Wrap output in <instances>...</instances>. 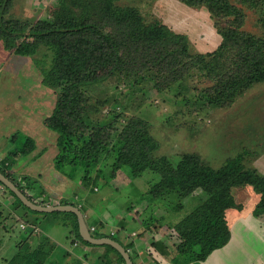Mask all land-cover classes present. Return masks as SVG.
I'll return each mask as SVG.
<instances>
[{
  "label": "trees",
  "instance_id": "obj_1",
  "mask_svg": "<svg viewBox=\"0 0 264 264\" xmlns=\"http://www.w3.org/2000/svg\"><path fill=\"white\" fill-rule=\"evenodd\" d=\"M12 1L0 0V40L7 50L32 56L42 83L55 92L52 111L43 119L56 132L55 167L70 178L80 174L81 184L90 187V192L93 184L101 181L116 187L114 181L124 175L123 182L133 184L136 199L140 195L146 199L137 202L133 211L141 212L138 235L146 241L150 236L153 239L147 252L155 263L161 261L159 253L167 247L160 237L169 238L176 252L189 260L204 259L224 245L230 236L227 212L242 206L235 199L234 187H248L259 194L254 212L264 215V174L246 164L243 152L219 167L190 152L181 153L175 162L165 155L156 156L158 144L144 120L128 117L119 122L124 110L115 109L108 116H98V106L110 99H96L92 93L108 83L142 93L145 89L160 91L197 71L211 81L201 92L206 103L229 104L253 83L264 81V10L260 17L263 33L255 35L240 29L242 12L227 0H182L188 5H206L217 19L220 14L234 16L229 26L217 24L222 42L216 50L196 53L190 50L184 33L172 30L157 17L146 20L136 6L119 0H56L47 5L46 16L34 21L7 16ZM263 1L243 0L251 8ZM42 48L43 55L50 56L47 66L43 58L35 57ZM33 148V140L26 136L14 153H28ZM7 155L0 159V169L28 198L41 205L75 204L71 199L52 200L37 178L14 174ZM149 169L158 177L141 191L133 180ZM8 190L16 207L20 205L36 217L30 223L23 215L28 226L22 230L18 223V227L27 234L16 241L15 252L3 258V264H81L48 235L33 230L40 215L60 220L68 228L71 243L78 239L85 246H103L105 264H126L112 245L83 240L75 212L33 210ZM164 196L169 201L162 205L155 202ZM86 202L91 199L86 197ZM130 203L133 201L122 205ZM79 208L84 215L85 208ZM103 225L104 220L98 222L91 233L102 236L98 227ZM107 236L117 240L112 233ZM125 248L128 250V245Z\"/></svg>",
  "mask_w": 264,
  "mask_h": 264
},
{
  "label": "rangeland",
  "instance_id": "obj_2",
  "mask_svg": "<svg viewBox=\"0 0 264 264\" xmlns=\"http://www.w3.org/2000/svg\"><path fill=\"white\" fill-rule=\"evenodd\" d=\"M227 1L242 12L240 29L255 35L263 33L260 17L264 10V1L255 8L249 7L243 0ZM55 2L56 0H13L7 16L34 21L46 16L47 5ZM119 2L136 6L146 20L157 17L172 30L184 33L190 50L196 53L216 50L222 42L218 27L220 25L229 26L234 21V16L229 13L224 16L220 14L221 18L217 19L206 5H188L182 0H119ZM43 54L45 50L42 48L35 57L43 58L45 60L43 65L47 66L50 56ZM195 72L189 74L185 80L173 83L160 91L145 89L142 93L140 90L129 89L114 83L98 86L92 92L94 97L110 99L104 105L98 106V116H108L115 109L116 111L124 110L119 122L128 117L144 120L150 134L158 144L154 154L156 156L165 155L172 162H175L181 153L190 152L199 155L211 166L219 167L227 158L243 152L246 164L264 174V164L260 163L261 168H257L255 164L260 161L264 163V81L253 83L229 104L213 106L206 103L201 96L202 89L210 85L211 81L205 76H199L197 71ZM42 77L38 64L32 56L7 50L0 40V116L3 118L0 123V156L4 157L10 152L11 155H7V159L9 163H13V168L16 167V174L36 178L34 174L37 170L42 172L37 181L44 183L47 187H52L57 183L54 182V178L64 173L57 169L53 162L57 153L56 132L43 122V119L52 111L56 95L52 89L42 83ZM25 126L29 128L26 129ZM26 136L33 140V150L24 154L14 153L15 150L21 148ZM41 147H44L43 152L24 167L37 153L36 148ZM79 176L78 173L71 178L65 175L71 182V195L75 193L73 190L77 186L80 191H76L79 195L78 200L71 196L74 201L85 202L83 197H89L91 202L133 201L125 212L134 214L133 210L137 202L146 200L142 198V195L136 199V192H133L134 186L123 182V180L126 181L124 175L120 174L115 180L118 183L116 187L110 184V181L107 184L101 181L93 184L96 188L91 192L90 187L84 188ZM157 177V173L149 169L135 177L133 181L139 190L145 191L149 183L155 181ZM0 189H2L0 191H5L4 197L0 192V200H2L0 209L3 213V217L0 218L5 224V227L0 226V236H4L0 237L1 264L2 258H9L15 252L16 241L27 234H23V231L19 229V221L16 219L23 220L25 214L27 219L31 220L33 214L30 211L25 212L19 205L15 213L17 216L9 217L8 209L3 210L6 208L3 202L11 199L10 197L14 201V196L6 186L1 185ZM233 194L237 201L246 204V210H250V214L264 219V215L260 216L254 212L259 194L248 187H234ZM167 201L169 197L164 196L156 199L155 202L162 205ZM241 209H243V204ZM140 213V211L135 212L139 220ZM123 214L126 215V213ZM47 217H40L36 222L40 229L39 233L53 235L59 246H66L73 250V246L76 245L74 242L71 243L72 237L68 228L63 226L60 220L54 221L53 215ZM122 220L127 226L131 219L127 221L122 216L117 217V221ZM115 238L120 239L118 235H115ZM90 262L91 258L86 261V264Z\"/></svg>",
  "mask_w": 264,
  "mask_h": 264
},
{
  "label": "crops",
  "instance_id": "obj_3",
  "mask_svg": "<svg viewBox=\"0 0 264 264\" xmlns=\"http://www.w3.org/2000/svg\"><path fill=\"white\" fill-rule=\"evenodd\" d=\"M2 121L3 118H1L0 116V123ZM29 126H25V128L28 129ZM41 148L38 149L36 148L37 153L32 156L31 160H29V163H26L24 167L30 164L31 161L39 153L41 154L43 152L44 147L40 151ZM3 158H5V156L4 157L0 156V159ZM260 163L264 164L262 161L255 163L257 168L262 167ZM11 165L13 168V163L12 164L8 163L9 168L12 170L14 174H16L15 172L16 167L12 169ZM41 174L42 172L35 170L34 176L38 180L41 177ZM60 177L58 176L54 178V182L57 183L53 184L52 187L49 186L47 187L44 183L40 182L47 196L52 200H63V199L78 200L79 195L76 192V191L80 192L77 188L78 186L75 188V190H73L75 191V193L71 195L70 193L72 192L71 182H69L70 180H67L69 178H66L65 174L61 175ZM115 183L116 185L118 184L117 182ZM92 187L94 189L96 188V186H92ZM64 191L66 193H64ZM0 192L2 193L1 194L2 197H4L3 194L5 193V191H0ZM71 196H73V199ZM10 198L11 199H7L6 202H3V205L6 206V208L3 210L6 209L9 210V211L7 210L9 217L14 215L17 216V214L15 213H17L18 207H16V205L14 204L13 198L12 197ZM83 201L85 202L74 201V203L78 207L82 206L85 208L83 216L86 223H87L86 218L89 219L88 221L89 223H87L89 230L91 226H94L97 229V223L104 220V225L102 227H98L99 233H102V236H107V234L110 233H112L113 235H118L120 239L117 240L124 246L125 244L128 245V251L130 250V252L133 254V258L131 259L133 260L134 264H156V263L157 264H264V219H262V217H257L254 216L253 214H250L251 211L246 210V204L244 202H242L243 209L241 210L230 209L227 212V221L230 231V236L228 241L224 245L213 249L204 259H197V258H191L190 260L183 259V256L179 255L176 252L169 238L160 237L164 240L167 247H165L166 248L165 252L160 251L159 253L158 260L161 261L155 263V261L147 252L148 244L153 240L152 237L151 236L148 237L147 239L148 241L142 239L138 235L140 232V228H139L140 220L132 216L131 213L127 214V212H125V210L132 203L123 206L122 205L123 202H86L85 197H83ZM0 202H2V200H0ZM123 213H126V215ZM2 215L3 213L2 210L0 209V217H3ZM129 215H131L132 218L133 217L134 218L132 219L131 216ZM43 216L44 215H40V217ZM118 216L120 217L122 216V218L127 221L131 219L127 225L130 228L125 226V222L123 220L121 222L117 221ZM34 217H36V215H32V218ZM0 222H2L0 223V226L5 227L4 221H2L1 218H0ZM121 223H123L124 228H120ZM48 236L56 243L53 235L52 236L48 235ZM73 247H74L73 250L66 246L64 248L74 258L80 259L81 264H86V261L89 260V258H91V262L89 264H105L104 263L105 258L101 257V255L105 252L103 246H87V245L85 246L82 243H78L76 246ZM1 264H3V262Z\"/></svg>",
  "mask_w": 264,
  "mask_h": 264
},
{
  "label": "water",
  "instance_id": "obj_4",
  "mask_svg": "<svg viewBox=\"0 0 264 264\" xmlns=\"http://www.w3.org/2000/svg\"><path fill=\"white\" fill-rule=\"evenodd\" d=\"M0 182L12 190L16 196L22 201V203L33 209L43 212H50L54 210H66V211H73L77 215L78 220V230L80 236L83 240L88 241L94 244H110L115 247L125 259L126 264H134L133 260L131 259L129 251L125 248L123 244H121L118 240L110 237V236H94L91 231L89 230L87 223L84 220V216L80 208L76 205L67 203V204H56V205H41L30 198H28L17 186L16 184L9 179L0 169Z\"/></svg>",
  "mask_w": 264,
  "mask_h": 264
},
{
  "label": "built area",
  "instance_id": "obj_5",
  "mask_svg": "<svg viewBox=\"0 0 264 264\" xmlns=\"http://www.w3.org/2000/svg\"><path fill=\"white\" fill-rule=\"evenodd\" d=\"M0 187H1V185H0ZM3 187V186H2ZM26 226H28L24 221H20L19 222V227L22 229V230H25L27 227ZM33 226V230L34 231H40V229H39V227L38 226H36V225H32ZM90 230L91 231H94L95 230V227L94 226H91L90 227ZM79 243V241L78 240H75L74 241V245H77Z\"/></svg>",
  "mask_w": 264,
  "mask_h": 264
}]
</instances>
